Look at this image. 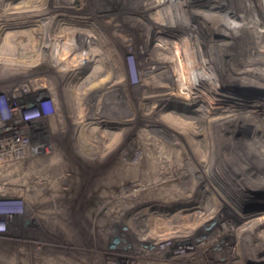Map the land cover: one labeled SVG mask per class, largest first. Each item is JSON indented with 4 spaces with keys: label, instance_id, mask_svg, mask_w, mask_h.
Instances as JSON below:
<instances>
[{
    "label": "bare ground",
    "instance_id": "bare-ground-1",
    "mask_svg": "<svg viewBox=\"0 0 264 264\" xmlns=\"http://www.w3.org/2000/svg\"><path fill=\"white\" fill-rule=\"evenodd\" d=\"M89 1L59 0L56 4L44 7L28 2V6L19 11L4 10L0 13V31L9 24L25 25L27 21H41L44 24V39L39 42L43 45L40 59L58 73L57 83L62 87L61 94L55 89L51 92L57 102L56 111H52L48 118L41 117L30 125L31 131L27 129L29 132H25L29 142L21 143L20 149L18 148L21 153L17 152L13 160H8L13 164L12 167H7L5 156H0V181L9 179L15 186L13 193L22 192L25 200L42 204L41 215L44 217L41 218L50 223V226H46L51 228V235L64 232L68 243H73V239L80 236V217L78 214L73 217L72 214L77 211L76 203L83 196L86 179L80 174L79 167L75 166L73 161L70 163V158H65L64 151L51 140L53 133L58 132L56 127L54 129L51 126L52 119L56 116L64 117L61 109L63 98L66 111L75 113L72 121L74 126L66 135L70 142L69 147L74 157L84 162L87 167L100 170L113 157L118 159L119 165H130V157L134 166L151 163L150 153H134L139 143L131 137L137 134L138 139L140 136L146 139V144L152 145L154 140L158 141L160 155L157 161L164 159L162 164L167 162L172 165L177 154L182 152H174L163 139H169L173 144L182 143V150L187 151L188 166L179 170L180 178H197V185L200 187L212 179L213 196L218 197L214 199L216 207L220 210L211 217L207 216L208 218L203 216V212L210 208L211 204L204 194L205 190L202 193L203 199L198 202V211L187 214L178 209L179 211L166 215L156 210L147 213L139 211L137 206L140 203H134V200L139 198L142 188L145 187L142 181H137L139 183L135 188L131 187L132 189L129 185L122 191L120 188L121 192L117 197L121 204L116 208L117 215L122 212H134L128 225L131 224L140 233L137 234L140 243L145 241L146 244L154 245L156 263L160 264V261L167 258L168 262L172 263L182 260L183 264H200L196 260L198 253H204L205 248L209 246L222 244L220 229L218 233L217 230L214 231L217 234L210 239L208 232L211 230H206V226H209L212 220L220 218L219 212L231 205V202L235 204L233 198L238 201L244 212L241 221L243 225L238 233L241 237L237 236L236 246L231 250L236 258L246 247L253 248L258 254L260 248L254 241L264 240V210L254 209L255 200L249 198L252 192L243 191V176L241 177L239 172L244 171L242 167L255 161L260 169L251 171L264 175V112L256 106L258 103L255 106L239 103L235 93L239 90L237 82L250 83V80L256 77L264 79V0H109V15L94 14L95 11L90 10ZM89 15L94 16V24L83 21L88 19ZM29 37L31 36H28V39ZM104 51L109 53V58ZM128 56L132 57L134 66L132 76L135 81L132 85L124 67ZM26 57H29L27 60L30 59V55ZM107 60L109 69L105 63ZM11 68L10 66V72L13 69L17 73L20 69L16 66ZM85 69L89 71L83 76ZM106 82H109L108 87L104 86ZM233 87L236 90L232 89ZM29 91L30 88L26 90ZM26 94L19 91L14 94L18 104L14 106L9 103L6 114L12 116L15 115L14 111L40 107L41 103L35 102L32 106L21 108L19 99H26ZM91 99H98L99 103L94 104ZM107 99L109 104L106 103ZM105 107L107 111H104ZM181 117L191 121L185 122ZM204 123L209 134L208 152L210 155L212 153L218 164H222L219 167L221 171H207L209 168H204V165L197 166L206 149L205 139H202ZM116 124H131L134 127L110 132L109 129L116 127ZM137 124L143 125L144 130H137ZM32 130L37 131L34 137ZM63 132L65 131H59ZM3 143L2 139L0 145ZM121 148L124 151L119 154ZM68 170H74L76 177L73 176L75 174H67ZM172 174L174 176V173L163 171L157 174V179L168 176L165 181H170ZM224 174L228 178H225ZM114 175L121 173L113 170L110 176ZM107 176L109 180V175ZM108 186L107 181L104 187ZM97 188L96 186L94 189ZM4 191L5 189L0 187V194H8L3 193ZM92 193L90 191L88 197H91ZM34 196L38 197L34 199ZM100 197L105 200L93 208L89 207L92 208L89 214L102 211L108 213L109 210L112 212L108 190H102ZM246 207L248 211L245 210ZM189 217L195 221L201 219L200 224L188 225L185 221ZM93 222V231L105 226L102 221ZM143 228L147 230L145 233L142 232ZM4 231L5 229H0V239H4L1 234ZM252 231L255 232L254 241L247 244ZM176 241L183 244L192 242L194 247L183 246L182 251L173 252ZM50 242L53 243L54 240ZM33 243L30 246V255L23 260V264H72V259L60 255L40 259L39 252H42L44 247L37 248ZM77 243H80L79 239ZM142 252L148 254L149 250ZM100 262L97 263L101 264ZM80 263L88 264V260L81 259L77 264ZM108 264L114 263L110 260Z\"/></svg>",
    "mask_w": 264,
    "mask_h": 264
},
{
    "label": "rangeland",
    "instance_id": "rangeland-1",
    "mask_svg": "<svg viewBox=\"0 0 264 264\" xmlns=\"http://www.w3.org/2000/svg\"><path fill=\"white\" fill-rule=\"evenodd\" d=\"M58 1L59 0H0V13L3 12L4 10L9 11V12L19 11L20 9L28 6V2L29 3L31 2L30 4L32 5L37 3L36 5H40L41 7H44L52 3L56 4L58 3ZM89 4H90V10L95 11L94 14L109 15V0H90ZM76 5L77 4H75V6ZM20 21H23V20H20ZM83 21L93 23V24L96 22L94 19V16H90V15L88 19H85V20L83 19ZM25 23H26L25 25H23L24 23L9 24L5 27H2V30L0 31V52H1L0 53V112L6 111L9 103H12L14 106L18 104V102L15 101L14 94L18 93L19 91V93L20 92L27 93L26 99H21V98L19 99V103L22 102V104L20 105L21 108L32 106L34 102L41 103L38 109H35V108L32 109L30 107L29 109H23L25 110V112L26 110L28 111L32 109L35 112L36 111L43 112L46 115L45 117L48 118V115H50L52 111H56V107H57V102L55 101L54 99L55 97L52 95L51 92H53L52 90L55 89L56 92L61 94L62 87L60 84L57 83V81H59L58 73L54 72V70H52V68L48 65L47 62L42 61L40 59L41 53L43 52L42 51L43 45L39 42H42L41 40L44 39V36H43V31L45 30L44 24L41 23V21L35 22V23L33 22L28 23L27 21ZM26 31L31 32V34L28 35L29 33L28 32L26 33ZM20 32H21V35H19ZM13 33H15V35H13ZM10 35H12L13 37ZM28 36H31V37H29L28 39ZM17 38L20 40L18 41ZM27 39L29 41H27ZM104 54L109 58V53L107 54L106 51H104ZM26 55L28 56L30 55L29 60H27L29 57H26ZM33 59H36V60H33ZM105 63L109 69V60H107ZM10 66L12 68H15V66L17 68H20L18 70V73L16 70H13L12 68H11L12 72H10L11 71L9 69ZM127 66H129V68ZM124 67H125V72L127 73V78L129 76L128 78L129 83H131L132 85L135 79L132 76V73L134 71V66H133L131 56H128V60L125 61ZM88 71L89 69L83 70L82 75L83 76L86 75ZM2 73L4 74V76H2L3 75ZM102 74L104 75L105 73L103 72ZM263 80L264 79L261 77H256V78H253L252 81L250 80V83L249 82L248 83L247 82L246 83L237 82L238 84L237 87L239 89L237 90V93H235V97L237 98V101L241 104L245 103L244 105H247V106H255L256 103H258L256 106H259L261 110L264 112V104H263L264 103V81ZM35 82L38 84H36ZM46 85H48L49 87ZM108 85H109V82H106V84H104V86L106 87H108ZM21 88L22 90H20ZM28 88H30L31 91L26 92ZM49 88L51 89L49 90ZM232 89H234V87ZM96 100L91 99V102L94 104H98L99 100L98 99ZM106 103L109 104V99L106 100ZM61 104H62L61 109L63 110L62 113L64 114V117L62 115L61 117L56 116L52 119L51 122L53 123H51L52 124L51 126L52 128L56 127V129L55 128L54 129L57 130L58 132L53 133L51 140L54 144H56L57 147H60L64 151L65 158H68V159L70 158L69 159L70 163H72L73 161L74 165L79 167L80 174H83L82 176H84V179H86L85 185L83 187V196L81 198L82 200L80 199L79 202L76 201L77 211L76 213L72 214L73 217L74 216L77 217V214L80 217L79 219L80 221L78 225L79 226L78 235L80 234L79 237L80 238L82 237V239H80L79 237L74 238L73 240L75 241H73L74 243L73 244V243L67 242L68 238L64 232L62 233L59 232L58 234L51 235L50 234L51 228L46 226L47 224L49 225L50 223H46V220H44V218H41V217H44L43 215H41L42 204H40V202L34 203L33 200H28V199H27L28 201L25 200L23 198L24 196L21 195L22 192H17V193L9 192L6 195L0 194V198L2 197L7 198L4 200L0 199V218H1L0 229H5V231L1 233L4 239H0V264H23L22 263L24 262L23 260H26L30 255V246H31V243L33 242H34L33 244H35L37 248L44 247L43 248L44 250L42 252H39L40 259L41 258L45 259L48 257L60 255L70 260L72 259L73 262H76L75 264H77V262L80 261L81 259L82 260L87 259L88 264H98L97 262L99 261H101L100 262L101 264H108L110 260L114 264H158L156 263L157 257L155 256V253L153 252L154 245L150 243L146 244L145 241L143 243H140V241H138V236H137V234H140V233H138L137 229H134L131 224L128 225V223L130 222V218L132 217L134 212H131V213L122 212L120 213L121 215L120 214L117 215V212H116V208L118 207V205L121 204L120 199H118L117 197L118 193L126 189L128 185L130 186V188L131 187L135 188L137 183H139L137 181H142L145 184V187L142 188L143 190L140 193L139 198L134 200V203H140L137 206L139 211H146L147 213V212H152L156 210L157 212H162V213L164 212L166 215L167 214L169 215L170 213H173L177 211L178 209L179 210L182 209L187 214L193 213L194 211H198L197 210L198 202H200L201 199H203L204 195H202V193H203V190H205L204 194L207 195L208 199L210 200L209 203H211L212 205L210 204V208L206 209L203 212V216L211 217L214 214H217L219 208L216 207L217 204L215 203L216 201L215 199H217L218 197L213 196L214 193L212 192V183H211L212 179L207 180L206 183L202 184V186L200 187L197 185V181H199L197 178L195 180L188 179L186 177L180 178L178 174L180 169L188 166L186 162L187 160L186 152L187 151H185L184 149L182 150V146H183L182 143L173 144V143H170L171 141L169 139L167 140L163 139L164 142H166V144L174 150V152H179V151H182V152H180V154H177V158L176 159L174 158L175 161L173 160L172 165L167 162L165 164H162L164 163V159H162L160 162L157 161L159 160V155H160L158 141L154 140L152 142V145L146 144V139L144 137L140 136V138L138 139L137 134H134L131 137V139L137 140V142L139 143L138 149L134 150V153L136 152L135 153L136 155L139 154L140 152L150 153L151 163L145 162L139 166H134V164L131 162L132 157H130L129 158L130 165H125V164L119 165L117 161L118 159H115L116 157H113L112 160H110L106 166H104L100 170H94V169H91L90 167H87L86 164H84V162H81V160L74 157V154L69 147L70 146L69 139L68 137H66V135L67 133H69L68 131L71 130V127L74 126L72 124V121H73V116L75 113H73L70 110L66 111L63 98H61ZM104 111H107V107H105ZM66 112L68 114H66ZM24 117L27 119L29 118V116L27 115V116H21V119L24 120ZM181 118L185 122L191 121L188 118H184V117H181ZM130 126L132 128L134 127V125H131V124H122V125H117L116 127L109 129V131L118 132V130L119 131L122 129L124 130L125 128L127 129ZM136 126H137V130H141V131L144 130L143 125L137 124ZM202 127H203L202 139L203 140L205 139L206 149L204 151L205 155L200 157L199 158L200 160H198L199 163L198 164L196 163V164L197 166L204 165L203 167L206 169L209 168L207 169V171H210L212 169L214 170L217 169L218 171H221L219 167L222 164H218L215 160V157L212 155V153L210 155V153L208 152L210 148L207 147L209 145L208 143L209 134H208V130H207L208 128H207L206 123H204ZM63 130L65 132L59 133V131H63ZM122 150H123L122 148L119 149L120 151V152L118 151L119 154L123 153L124 150L123 151ZM209 160L211 161L210 163H209ZM210 164L212 165L211 168L209 167ZM259 167L260 166H258L257 162L254 161L244 166V168L242 167L241 169L244 171L242 172L240 170L241 172H239V175L241 177L243 176L242 177V180H243L242 183H244L243 191H246L247 193L250 190L249 192H252L249 198H252L253 200H255L256 206L254 207V209L259 208L261 210H264V177H263L264 175L262 176V174L259 172L257 174L252 172L254 169L256 170ZM113 170L120 171L121 175L110 176ZM163 171L165 173H169V172L174 173V176L172 174V177L171 178L169 177L171 179L170 181H165V178L167 179L168 176H165V177L161 176L159 177L160 180L157 179L158 178L157 174ZM67 174L69 175L75 174L73 175L74 177H76L77 175V173L74 170L72 171L68 170ZM107 175H109V180L107 179L108 178ZM225 178H228V176L225 175ZM135 179H139V180L135 181ZM107 181L109 183V186L105 188L104 186H106ZM5 182H9V181L7 179L1 181V183H5ZM28 182L30 183V181ZM228 183H230V181ZM232 185L234 186V183H232ZM96 186L98 188L94 189ZM120 188H121V191H120ZM102 190H108L109 192V205L112 206V209H111L112 212L110 213V210H109L108 213H104L102 211L101 213H97V214H93V213L89 214L88 212L91 211L94 206H97L103 203L102 201L104 198L100 197ZM197 190L199 191L197 192ZM90 191H92L93 193L91 197H88V194L90 193ZM47 193L49 192L47 191ZM37 197L38 196H34L33 198L35 199ZM233 200H235V204L234 202H231L232 203L231 205H228L226 209H223V211L221 210V212H219V215L221 216L220 218H218L217 220L216 219L212 220L209 226H206V230L207 229L211 230V232H214L217 230L216 232L218 233L220 229L219 235H220L222 244L216 247L209 246L210 248L209 247L205 248L204 253H198V258L196 260H198L200 264L201 263L203 264H264V240L254 241L253 239L255 238L254 231H252L253 234L252 232L250 233V236L252 234L251 236L252 238L249 237L250 239L247 240V244L251 243V241H254L257 244V246H259L260 248V251L258 254L252 250L253 248L249 249V247L248 248L246 247L245 249L243 248L241 250L242 253H240L238 257L236 258L233 254L234 252L231 250L233 247L236 246L235 242H236L237 236L239 235L238 238L241 237V234H238V233L240 232V228L243 225L241 221H242V213L244 212L239 207L238 201L235 198H233ZM257 206H260V207H257ZM89 207H92V208L89 209ZM245 210L248 211L249 209L246 207ZM213 211L215 213H213ZM151 215L155 216V214L153 213H151ZM257 218L258 216L256 217V219ZM96 220L98 222L102 221L101 223L105 224V226L103 225L104 228L103 227L99 229L97 228L96 231H93L91 227H92V224H94L93 221H96ZM200 221L201 219L200 220L196 219L195 221V220H192L191 217H189L187 221L185 222H187L188 225L190 224L199 225ZM133 224L136 225V223H133ZM68 225H70V223ZM71 226L73 227L72 221H71ZM144 229L145 228L142 229L143 233L147 231ZM211 232H208L209 233L208 238L210 239H212V237L217 234L216 232L214 233H211ZM39 235L42 238H40ZM202 238L203 237H201L200 239ZM77 239H79V242H80L79 244L77 243ZM53 240H54L53 243L50 242ZM181 241L175 242L176 246L175 245L173 246V249H172L173 252L182 251L183 246H186L189 248L194 247V244L192 242H187L186 244H183ZM203 242H204V238H203ZM169 246L172 247L171 243H169ZM143 250H147V251L149 250V253L142 254ZM208 250L210 251L209 254H208ZM168 253L170 254V251ZM251 253H253V255ZM180 261H179L180 263L179 262L172 263V262H168L166 258L165 261H160L159 263L160 264H183L182 260ZM73 262L72 264H74ZM64 264H68V263H64ZM185 264H194V263L185 262Z\"/></svg>",
    "mask_w": 264,
    "mask_h": 264
},
{
    "label": "built area",
    "instance_id": "built-area-1",
    "mask_svg": "<svg viewBox=\"0 0 264 264\" xmlns=\"http://www.w3.org/2000/svg\"><path fill=\"white\" fill-rule=\"evenodd\" d=\"M32 109L28 111L26 110V112L25 110L18 111V112L14 111L15 115H12V116L6 114V111L0 112V139L4 140V143L0 145V156L2 155L5 156V160L8 163V166L7 165L6 166L9 168L12 167L13 164H10L8 160L10 159L13 160L14 155L17 152L18 154L21 153V151L19 150L21 143L25 144L29 142V138L25 133L26 131H28L27 129H30L29 128L31 127L30 125L38 121L41 117L44 118L46 116L43 112H39V111L35 112ZM34 112L37 115H35ZM27 115L29 116L28 119L25 117H24V120L21 119V116H27ZM35 132L37 131L32 130L31 132L32 137L36 135ZM7 180L9 182L1 183L0 181V187H3V189H5L3 193H9L10 191H11L10 193H13L12 191L15 186L12 184V182H10L9 179Z\"/></svg>",
    "mask_w": 264,
    "mask_h": 264
}]
</instances>
